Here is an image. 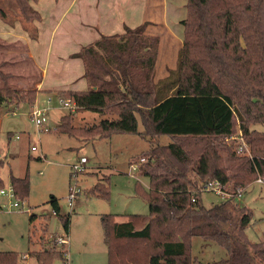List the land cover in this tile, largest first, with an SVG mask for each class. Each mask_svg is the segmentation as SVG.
Listing matches in <instances>:
<instances>
[{
    "label": "trees",
    "instance_id": "1",
    "mask_svg": "<svg viewBox=\"0 0 264 264\" xmlns=\"http://www.w3.org/2000/svg\"><path fill=\"white\" fill-rule=\"evenodd\" d=\"M15 1L24 19L34 12L39 18L30 0ZM187 8L177 67L167 77L154 81L159 38L145 34V24L126 26L123 33L102 35L73 54L84 61L88 89L57 93L78 108L112 116L85 128L74 126L71 114L63 115L57 132L99 138L137 133L151 138L150 160L159 159L157 168L143 172L149 188L139 187L149 213L130 214L124 221L102 216L106 264H198L192 253L196 236L226 248L228 257L211 264H264V241L252 242L245 232L253 223L252 210L233 198L206 207L197 189L200 177L244 189L264 178V130L255 127L264 125V0H188ZM9 76L0 68V101L33 104L38 90L14 88ZM236 125L251 156L237 153L236 141L216 142L234 134ZM162 134L173 140L158 143ZM178 137L197 141L186 144ZM4 162L0 152V169ZM10 178L24 202L27 176L11 172ZM105 189L98 184L90 192L106 195ZM52 205L59 215L56 198ZM63 224L68 232V217ZM51 253L66 259L59 251ZM18 255L0 251V264H22Z\"/></svg>",
    "mask_w": 264,
    "mask_h": 264
},
{
    "label": "rangeland",
    "instance_id": "2",
    "mask_svg": "<svg viewBox=\"0 0 264 264\" xmlns=\"http://www.w3.org/2000/svg\"><path fill=\"white\" fill-rule=\"evenodd\" d=\"M0 9L6 13L3 16L0 11V19L5 22L13 23L17 19L27 25L32 24L36 17L34 12L31 19H24L15 0H0ZM24 49L21 44L0 41V68L10 74V86L12 81H19L14 76L18 73L22 75L20 80L23 85H30L37 79L38 72L31 61H24L21 69L13 63L8 64L9 60L14 62L25 56ZM50 98L52 102L48 103L46 95H40L35 106L28 102L0 101V152L5 161L0 169L3 188L11 187V172L17 176H27L29 182L28 194L24 202L20 201L19 207H11V199L0 194V251L17 252L22 264H106L109 254L102 216L113 214L116 221H124L130 214L147 215L149 205L139 193V187L146 190L149 188V178L143 172L147 167L151 170L157 168L159 159L154 157L150 160L151 138L137 133H113L109 137L99 138L76 137L57 132L55 129L63 115L71 114L72 124L85 128L112 116L83 108L70 112L61 106L58 97L51 95ZM48 106L45 111L47 121L38 127L32 119L31 111ZM138 118V130L142 131L143 124ZM255 127L264 130L263 124ZM239 132L236 125L234 134ZM172 140L168 134L157 138L161 144ZM175 140L185 141L186 144L197 141L191 138L182 140L179 137ZM216 142L222 146L235 141L222 137ZM32 146L36 149L33 150ZM222 152L225 153L223 149ZM82 156L88 160L86 169L75 179L71 165ZM142 157L150 165H146L145 161L141 171L131 170L130 163ZM189 174L193 179L197 178L195 172ZM201 180L203 178L200 177ZM98 184L106 186V195L90 192ZM71 187L80 190L73 206L69 203ZM201 197L206 207L224 201L221 195L211 191L202 192ZM53 198L58 201L59 215L54 212ZM238 201L254 214L253 223L245 231L248 239L263 242L264 184L253 181ZM65 217L69 218L68 232L63 224ZM60 237L67 238L66 245L59 243ZM58 251L66 259L51 253ZM192 253L198 264H211L228 257L226 248L200 236L193 239Z\"/></svg>",
    "mask_w": 264,
    "mask_h": 264
},
{
    "label": "crops",
    "instance_id": "3",
    "mask_svg": "<svg viewBox=\"0 0 264 264\" xmlns=\"http://www.w3.org/2000/svg\"><path fill=\"white\" fill-rule=\"evenodd\" d=\"M187 2L188 0H30L39 18L27 25L17 19L13 23L0 19V41L23 45L25 56L13 60L14 62L9 60L8 64L13 63L21 69L24 61H31L38 76L32 84L23 85L20 80L22 75L18 73L14 76L19 81H12L10 84L23 90L37 89L36 101L31 104L33 106L43 94L50 98L51 95L57 97L59 91L86 90L88 81L84 77V61L73 54L102 35L121 34L126 26L137 27L142 24L146 25L145 34L159 38L154 75V81L157 82L177 67L179 51L184 41L182 20L187 17ZM7 50L12 52L11 48Z\"/></svg>",
    "mask_w": 264,
    "mask_h": 264
},
{
    "label": "built area",
    "instance_id": "4",
    "mask_svg": "<svg viewBox=\"0 0 264 264\" xmlns=\"http://www.w3.org/2000/svg\"><path fill=\"white\" fill-rule=\"evenodd\" d=\"M47 101H48V103H51L52 98H48ZM59 103L61 104V106L69 109L70 112H74L78 109V105L76 104V102L70 98H68V99L59 98ZM48 108H49V106L47 108H45V107L44 108H34L31 111L32 119L35 121V123L38 127L43 126V124L47 121V116L45 115V111ZM19 137L20 136L17 135V138H19ZM226 138H227V140L229 139L231 141L234 140L237 142V146H236L237 153L247 154V155L251 156L249 146H248L246 140L244 139V136H243L241 131L238 134H231V135L227 136ZM32 149L35 150L36 147L32 146ZM145 161H146V158L142 157L137 162H131L129 165V168L131 170L141 171V165ZM87 162H88L87 158L85 156H82L78 162H75L74 164L71 165V169H72V172H73L75 179L78 178L80 172L85 171ZM256 181L260 182V183H264V178L258 177L256 179ZM197 182H198L197 189L199 192H204V191L215 192L216 194L221 195L224 200L231 199V198L236 199V200H240L243 197L244 192L246 191V189H244L240 186L234 187L231 182L223 183L220 180L214 179V178H207V179H204L201 181H200V179H197ZM78 192H80L79 188L71 187V190L69 193V203L71 206H73V201H74L76 195L78 194ZM0 194L8 196L11 199V202H10L11 207H19L20 206L21 200L17 198L13 185H11V187H9L8 189H5L3 187L0 188ZM14 198H16L17 200H13ZM192 200L194 201L195 197H192ZM67 242H68V240L66 237H60L59 238L60 244L66 245Z\"/></svg>",
    "mask_w": 264,
    "mask_h": 264
}]
</instances>
